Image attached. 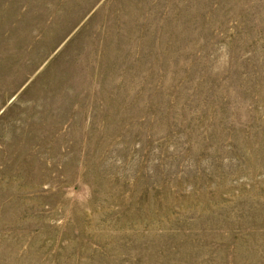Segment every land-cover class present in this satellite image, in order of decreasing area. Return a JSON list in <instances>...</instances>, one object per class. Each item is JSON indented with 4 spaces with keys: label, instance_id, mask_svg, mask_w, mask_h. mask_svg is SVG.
Here are the masks:
<instances>
[{
    "label": "rangeland",
    "instance_id": "rangeland-1",
    "mask_svg": "<svg viewBox=\"0 0 264 264\" xmlns=\"http://www.w3.org/2000/svg\"><path fill=\"white\" fill-rule=\"evenodd\" d=\"M0 264H264V0H0Z\"/></svg>",
    "mask_w": 264,
    "mask_h": 264
}]
</instances>
